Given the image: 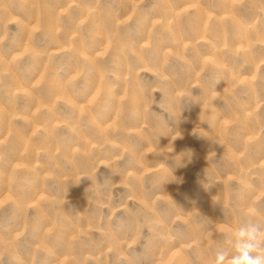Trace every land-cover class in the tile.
Wrapping results in <instances>:
<instances>
[{"label":"rangeland","instance_id":"rangeland-1","mask_svg":"<svg viewBox=\"0 0 264 264\" xmlns=\"http://www.w3.org/2000/svg\"><path fill=\"white\" fill-rule=\"evenodd\" d=\"M264 227V0H0V264H213Z\"/></svg>","mask_w":264,"mask_h":264},{"label":"clouds","instance_id":"clouds-1","mask_svg":"<svg viewBox=\"0 0 264 264\" xmlns=\"http://www.w3.org/2000/svg\"><path fill=\"white\" fill-rule=\"evenodd\" d=\"M228 248L218 251L213 264H264V227L245 213V219L227 234Z\"/></svg>","mask_w":264,"mask_h":264}]
</instances>
